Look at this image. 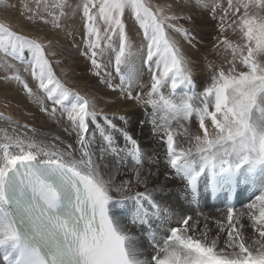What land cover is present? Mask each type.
Instances as JSON below:
<instances>
[{"label":"snow or ice","instance_id":"1","mask_svg":"<svg viewBox=\"0 0 264 264\" xmlns=\"http://www.w3.org/2000/svg\"><path fill=\"white\" fill-rule=\"evenodd\" d=\"M179 6L180 0L176 7L150 0H82L75 7L70 0L21 3V14L33 24L60 31L80 11L81 55L109 89L119 90L120 99L144 109L146 119L139 123L150 124L165 148L162 182L153 180L159 173L151 164L158 160L115 122L126 124L128 117L97 110L93 98L57 77L46 35L0 22V80L23 85L52 118L59 110L67 121L64 131L75 136L74 144L42 138L4 118L0 264H264V0H226V6L199 0L217 22L213 48L223 57L222 65H207L210 82L200 91L169 31L191 39L178 26ZM126 16L142 33L139 48L130 40ZM18 64L37 82L38 93ZM144 67L147 83L141 80ZM46 101L54 105L50 110ZM109 155L111 164L105 163ZM209 196L223 205L218 216L202 210Z\"/></svg>","mask_w":264,"mask_h":264},{"label":"rangeland","instance_id":"2","mask_svg":"<svg viewBox=\"0 0 264 264\" xmlns=\"http://www.w3.org/2000/svg\"><path fill=\"white\" fill-rule=\"evenodd\" d=\"M186 1L187 0H180V6L176 8V14L181 17L178 26H183L184 28L188 29L191 39H186L179 33H173L171 32V30L169 31L172 38L181 48L183 55L191 64L193 69V77L196 84L198 85L197 91H200L207 82H210L208 79L209 71L207 69V65L209 63H212L214 67L220 66L223 64V57L218 56L217 49L213 48V45L217 43L216 39L214 38L219 35V32L217 28V22L213 20L209 14L210 9H198L197 7H193L192 5L188 4ZM70 2L72 3L73 7H75V5L82 3V0H70ZM220 2L226 6V0H220ZM21 3L22 0H0V22H10L15 30L24 34L35 33L37 35H46L47 39L50 40L53 44V47L47 48L46 52H54L57 55H60L61 63L66 59H68L67 61H70L72 63L70 64L68 62L69 64H64L63 67H61L60 71H54L57 77L63 83L66 82L65 78L67 79L69 76H71L78 77V79L73 78L72 81L80 83L86 82L89 85H95L96 80L92 79L91 81H89L88 79H85V75L88 76V74L87 72H85L86 70L84 68L87 67L90 62L88 63L87 58L81 55V52L85 49V44L83 38L84 33L82 32V29H84V20L80 11L77 10L74 16H71L68 20H66L65 23L67 24V27L63 31H60L53 30L51 29L50 25L46 26L42 22L33 24L26 18L25 15L21 14ZM150 3L153 5H165L171 3L174 7H176L177 0H150ZM125 25L131 42L136 48H139L143 39L142 33L139 32L138 27L135 25L130 16L125 17ZM69 33H71V35H69ZM228 35L231 39H236V37L232 36L231 33H228ZM75 51L76 54H72V56L74 55V57H69L70 60L69 58H66L65 54L71 52L73 53ZM52 56L53 55H49L50 60H52ZM60 59L58 57L59 62ZM17 66L21 70L22 77L26 80L33 91L38 93L39 90L36 87L37 82L32 79L30 72L26 73L23 71L24 65L18 64ZM54 68L55 66L53 65V70ZM90 68L91 69L89 74H91V71H93L91 63ZM0 75H3V72H0ZM94 77L97 76L94 75ZM113 77L116 78L115 73H113ZM104 79L106 78L103 76H99L98 84L102 83L106 88H108L104 82H101ZM11 82L0 80V127H8V121L4 118H10L12 121H15L17 125H28L29 128L35 129L38 133L45 134V136L42 138L53 139L54 137H59L65 143H75V136L69 135V133L64 131V127L67 124L66 120H61L60 117H57L58 120L55 121L52 119L49 113L41 112L39 105L32 102L28 94L24 91L23 85L20 84L18 92H13L9 89L13 88L11 86ZM72 90L74 89L72 88ZM106 98L107 97H105L104 99L108 100ZM109 99H112V97H110ZM46 104L50 110V102L46 101ZM119 115L120 114H118L117 116ZM109 116L111 115L109 114ZM116 120L117 121L115 122L118 126L122 124L124 125V122H121L118 119ZM124 126L126 127V125ZM148 126L151 125L148 124ZM21 130L27 131V129L23 128ZM192 131H198V125L195 122L192 123ZM119 138L121 139V141L118 140V143L122 147L124 145V140L122 137L118 136V139ZM144 151L146 152L145 149ZM157 160V167H159L155 173H159L162 169H165V167L162 168V158L160 156H157ZM154 177L159 179L161 182L163 181L161 173Z\"/></svg>","mask_w":264,"mask_h":264},{"label":"bare ground","instance_id":"3","mask_svg":"<svg viewBox=\"0 0 264 264\" xmlns=\"http://www.w3.org/2000/svg\"><path fill=\"white\" fill-rule=\"evenodd\" d=\"M186 2L188 4H190V5H192L193 7H197L198 9H202V10L204 9L203 7L199 6V0H187ZM82 32L84 33V29H82ZM72 54H76V51L73 52V53L71 52V53L65 54L66 58L74 57V55L72 56ZM58 57L60 59V55H57V54L55 56L51 57L52 58L51 61H52L53 65L55 66L54 71H57V72L60 71L61 67H63L64 64H66V65L69 64V63L72 64L70 61H67L68 59H66L64 62L61 63V59H60V62H59ZM69 60H70V58H69ZM87 62L89 63L90 61L87 59ZM84 69L86 70L85 72H87V74H88V76H87V75H85L82 72L85 75V79L86 80L88 79L89 81H91L92 79L96 80V84L95 85H92V84L89 85L86 82L85 83H80V82L72 81L73 78L74 79H78V77H71V76H69L67 79L64 76V78L66 80V82H64V84L68 88H71V89L73 88L75 91H79L80 93L84 94L85 96H87L89 98H93L94 102L96 104L97 110L103 109L106 113H109L110 115H112L113 113H116L117 115L118 114H120V115L124 114L125 116H127L128 117V121L124 125H126V128H127V130L129 132L131 131L134 134L133 135L130 132L131 135L140 144L141 149L142 150L145 149L146 153L152 155V158H153L154 161H157V156H160L162 158V168L165 167V169H162L161 172H159V173H161V176L163 178L164 172L168 171L166 163H165V159H164L165 148L159 142V137L153 136L152 130H150L151 126H148V124H145V125L142 126L139 123V121L145 119L144 109L140 105H138L135 101L126 100V99H120L119 98L120 97V92H119L118 89L116 91H113V90H111L109 88H106L105 85L102 84V83L98 84V76L94 77V72L93 71H91L92 73L89 74L90 73V69H91L90 68V63ZM109 70H111V69H109ZM144 70L142 69L143 75L141 77V80H142V82L147 83L150 80V74H149L147 68H144ZM101 79H102V77H101ZM112 83L118 85L119 84V78L118 77H116V78L113 77ZM11 86L13 87V88H9L11 91H13V92L17 91L18 92L19 87H20L19 83L11 82ZM83 87H84V89H83ZM134 91H139V89L137 88ZM105 97H107L106 99H108V100H105L104 99ZM110 97H112V99H109ZM53 106L54 105H52V104L50 105L51 108ZM56 107L58 108V106H56ZM59 115H60V113H59V110H58L57 114H56V118H52V119L57 121L58 120L57 117H60ZM115 121H117V120H115ZM134 122H135V124H134ZM118 140L121 141L120 138ZM145 159H146L145 168H148L149 164L147 163V156H146ZM113 160H114V157L112 155H109L106 158L105 163L111 164L113 162ZM130 166H131V164H129V167ZM158 167H157V162L151 164L152 172L155 173L158 170ZM121 170L123 171L124 169H121ZM153 180H157V178L153 177ZM149 187H152L151 183L149 184ZM246 195H247L246 192L241 194V201L242 202H246V201L243 200V198L246 197ZM210 200L208 199V197L206 198V201L201 206L202 210L204 212H206V213L211 214V215L218 216L219 213L216 212V208H218V207L222 208L223 205L218 200H215V199H210ZM234 202H236V197H235ZM238 206H240L239 203H237V207ZM249 231H251V229H249ZM142 243L144 244V248H145L146 253L148 251H150V249L148 247V241H147V237L146 236L142 235Z\"/></svg>","mask_w":264,"mask_h":264}]
</instances>
